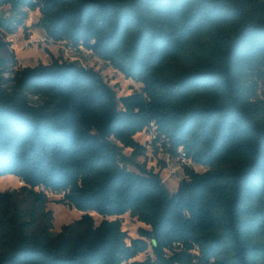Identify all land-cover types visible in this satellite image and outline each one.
Wrapping results in <instances>:
<instances>
[{"label": "trees", "instance_id": "trees-1", "mask_svg": "<svg viewBox=\"0 0 264 264\" xmlns=\"http://www.w3.org/2000/svg\"><path fill=\"white\" fill-rule=\"evenodd\" d=\"M3 5L39 9L49 39L91 51L143 88L119 98L75 62L14 69L0 57V176L18 177L34 200L26 211L0 191V264H264V90L255 80L264 82V0ZM152 123L168 153L182 148L207 168L184 165L174 192L145 164L130 170L123 154H145L135 136ZM47 191L82 217L55 233ZM126 213L147 226L136 238L108 218Z\"/></svg>", "mask_w": 264, "mask_h": 264}, {"label": "rangeland", "instance_id": "rangeland-1", "mask_svg": "<svg viewBox=\"0 0 264 264\" xmlns=\"http://www.w3.org/2000/svg\"><path fill=\"white\" fill-rule=\"evenodd\" d=\"M42 13L39 9L28 10L23 8L20 13L14 12L10 5L0 7V57L10 58L15 62L14 69L26 66H36L40 63L48 64L53 59L75 62L86 68L93 69L104 79V81L116 92L120 98L130 95L135 91H141L143 85L132 79L127 78L121 71L116 69L91 51L80 47L76 48L65 41L54 42L46 35L45 30L40 25ZM23 20L22 23H19ZM10 23L11 29L1 25V22ZM11 76V73H6ZM259 83V94L264 90V82L261 77L255 76ZM33 100L37 97L32 96ZM135 139L145 147V154L134 156L133 149L128 147L123 149V154L127 157L128 168L139 172L140 166L145 164L147 169H154L158 172L167 186L174 192L179 183L188 177L184 163L178 157L171 156L162 143L157 144V139L150 131H143L135 136ZM188 166L196 172H204L206 167L188 161ZM24 183L15 175L0 176V191H10L15 193V203L26 211L32 210L34 206L33 197L23 189ZM47 210L52 211L54 217L53 231L58 233L63 225L79 220L84 212L61 203L63 194L50 192ZM74 209V211H73ZM97 224L103 220V216L96 212H91ZM109 219H121L123 228L130 238L139 236V228L147 227L137 217L126 213L121 216L108 217ZM44 224L42 213L38 212V220L34 230H39ZM148 255H153L150 249L147 253L140 254L137 259H145Z\"/></svg>", "mask_w": 264, "mask_h": 264}, {"label": "built area", "instance_id": "built-area-1", "mask_svg": "<svg viewBox=\"0 0 264 264\" xmlns=\"http://www.w3.org/2000/svg\"><path fill=\"white\" fill-rule=\"evenodd\" d=\"M145 131H150L151 135L153 137H155L157 139V144L158 143H162V145H164V143L166 142L167 143V137L165 135H162L161 138H159V133L158 131L156 130V126L154 123H152L151 127H149L147 130ZM168 145V143H167ZM165 146V145H164ZM166 147V146H165ZM179 153H180V156L178 158L181 159V162L184 163V165H188V161H192L191 159L187 158L182 150V148L179 149ZM170 154V153H169ZM171 155V154H170ZM172 156V155H171ZM41 190H45L44 187H41L40 188ZM48 195H49V191H47Z\"/></svg>", "mask_w": 264, "mask_h": 264}, {"label": "bare ground", "instance_id": "bare-ground-1", "mask_svg": "<svg viewBox=\"0 0 264 264\" xmlns=\"http://www.w3.org/2000/svg\"><path fill=\"white\" fill-rule=\"evenodd\" d=\"M19 179V178H18ZM73 211H74V209H73Z\"/></svg>", "mask_w": 264, "mask_h": 264}]
</instances>
